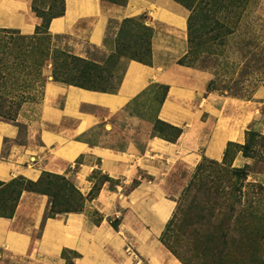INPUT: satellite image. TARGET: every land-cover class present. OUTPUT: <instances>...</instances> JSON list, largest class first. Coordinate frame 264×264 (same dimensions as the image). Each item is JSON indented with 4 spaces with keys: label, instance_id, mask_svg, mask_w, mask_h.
Wrapping results in <instances>:
<instances>
[{
    "label": "rangeland",
    "instance_id": "1",
    "mask_svg": "<svg viewBox=\"0 0 264 264\" xmlns=\"http://www.w3.org/2000/svg\"><path fill=\"white\" fill-rule=\"evenodd\" d=\"M240 2L245 6V13L238 22L232 15L226 17L225 13L221 16L215 13L213 17L214 22L217 20L218 23L223 22L226 27H230L231 33L222 37L216 30L211 37L203 35L194 39L193 47H196L187 61L193 64L190 68L211 75L207 81L204 80L205 91L202 97H199L198 105L200 110H204V146L221 119L236 121L237 126L240 124L244 131L243 144L250 131L259 135L251 145L253 152L249 158L250 164L235 167L233 158L243 144L231 141L223 161L217 162L202 157L189 175L182 173L181 179L185 180V185L179 194L174 196L170 195L173 189L171 184L164 183L160 186L158 181L141 176L140 173L132 180L127 177H109V181H105L106 174L94 168L84 177L79 169L81 159L76 160L65 173L42 172L40 176L50 173L70 181L84 199V204L79 205L76 192L66 188L62 179L52 177L51 185L47 188L53 198L44 195L47 198L44 217L52 199L67 203L72 209L82 207L81 213L69 214H81L87 225L97 227L92 228L87 236V264H154L151 255L159 249L167 255L165 259L159 260V264H163L167 259L178 264H183V261L186 264H264V135L259 131L260 125L264 123V101L256 98L258 91L264 88V0ZM212 3L211 0H201L200 5L209 9ZM226 3L221 1V7ZM177 4L185 9L188 19L189 10ZM60 6L58 0L31 2V10L35 15L40 11L46 14L56 13ZM203 14L207 15L208 12L204 10ZM39 19L41 22V18ZM146 24L145 17L127 23H123V20L111 23L107 40L112 39V33H115L114 49L118 55L146 59L150 48V27ZM16 32L17 30L13 29L0 30V122L14 123L19 130V142L23 143L29 128L25 121L17 119V116L22 106L41 100L42 81L46 82L47 76L53 80L51 50H67L76 57L95 63L102 61L104 55L102 51L92 49L85 43L60 35L55 40L45 37L47 39L41 49L47 53L50 47V59L45 60L37 57L38 46L30 38L26 39L34 32L30 35ZM187 33L186 24V38ZM48 34L53 36L49 31ZM216 34L218 36L213 40ZM35 47L37 50H33ZM187 49L189 51V44ZM254 53L259 56H254ZM123 67L124 64H118L116 78H111L112 87L118 83ZM72 74H75L74 71ZM210 81L214 82L215 89L207 93L206 86ZM163 91L158 88L157 98L161 97ZM229 99L248 103L231 102V107L228 108ZM35 107L28 109L29 114H35ZM155 125V131L152 128V135L155 137L173 136L172 129L157 123H154L153 127ZM30 163L35 162L32 159ZM236 169L245 171L246 175L236 173ZM171 172L175 171L169 168L166 172L167 179H171ZM176 173L180 172L176 170ZM45 181L44 179L41 182V188L46 187L43 184ZM189 184L191 188L185 193ZM94 185V189L101 186V189L104 187L105 191L115 194H103L100 205L93 204L95 198L89 200L87 196ZM86 187L90 189L83 194ZM169 201L174 203L173 207L167 219L159 225V214L167 207ZM69 214H60L52 219H62ZM171 220L173 222L168 226ZM111 225H114L115 229H112ZM41 230L42 224L33 233V239L39 238ZM154 230L155 240L149 236ZM59 255L63 264H79L77 259L80 256L77 252L62 250ZM46 257L49 258L46 260L50 261L55 255L48 252Z\"/></svg>",
    "mask_w": 264,
    "mask_h": 264
},
{
    "label": "crops",
    "instance_id": "2",
    "mask_svg": "<svg viewBox=\"0 0 264 264\" xmlns=\"http://www.w3.org/2000/svg\"><path fill=\"white\" fill-rule=\"evenodd\" d=\"M31 2L0 0V30L32 34L40 19L33 14ZM63 2L64 13L51 20L49 33L85 43L102 51L104 58L115 47V33L107 40L109 25L144 16L146 25L153 30L150 64L121 59L122 79L113 93L65 85L47 76L41 100L22 106L17 116L29 128L23 143L19 142V130L14 123L0 122L1 182L15 177L34 182L44 171L65 173L81 159L79 169L84 177L94 168L112 179L132 180L140 173L158 181L160 186L171 184L170 195L174 196L185 185L181 174L189 175L202 157L219 162L228 142L244 143L240 124L237 126L238 122L224 118L212 131L208 143L204 146L202 142L206 127L202 120L204 110L198 108L199 97L205 91L204 80L211 75L177 64L187 53V12L183 7L172 0H127L124 6L100 0ZM158 88H166L164 97L162 94L157 98ZM256 98L264 101V88ZM231 102L248 103L229 99L228 108ZM31 106H36L32 115L28 110ZM156 120L182 130L175 143L152 135ZM259 131L264 135V123ZM233 163L240 168L250 161L237 152ZM169 168L175 171L171 172V179L166 175ZM89 189L86 187L82 193ZM103 194L115 193L103 187L93 204L99 206ZM173 204L169 201L162 209L159 225L167 219ZM46 207L44 195L23 192L13 216L0 217V264H63L59 257L62 250L77 252L79 264L89 262L85 255L86 240L89 231L97 227L87 225L81 214L43 222ZM42 223L39 238L33 239V233ZM155 234V230L149 234L151 239L155 240ZM48 252L55 255L50 261L46 260ZM166 256L159 249L152 252L151 260L159 264ZM163 264L178 263L167 259Z\"/></svg>",
    "mask_w": 264,
    "mask_h": 264
},
{
    "label": "trees",
    "instance_id": "3",
    "mask_svg": "<svg viewBox=\"0 0 264 264\" xmlns=\"http://www.w3.org/2000/svg\"><path fill=\"white\" fill-rule=\"evenodd\" d=\"M100 1H105L109 2L111 4L119 5V6H124L127 3V0H122V1H113V0H100ZM181 5H183L186 9L189 10L190 14L188 16V19L186 20L187 24V44H189V51L187 49L186 55L181 58L177 64L181 66H186L190 67L193 66V64L189 61V56H192L193 53V48L196 47L194 45V39H197L199 37L204 36H209L218 30L220 36H227L231 33L230 27H226L224 23H218L217 20L214 22V15L215 13L219 16H221L223 13H225L229 17V15H232L235 17V21L238 22L242 15L245 13V6L240 2V0H211L213 3L209 7V9H205V6H201V0H173ZM221 1H226L227 3L221 7ZM58 2L61 4L59 10L56 13L53 14H46L44 11L37 12L36 17L41 18V22L39 25H37L34 29V33L31 36L26 37V39L30 38L34 44L38 46V54L35 53L33 50H37L35 47L32 51L34 54L38 55L37 57L39 58H44L45 60L50 59V54H51V60L53 63V68H52V78L54 82L62 83L65 85H70L74 86L77 88L85 89V90H90V91H98V92H103V93H113L117 90L121 79H122V73L121 77L118 81L117 84L114 85V87L111 86L110 82L112 81L111 78H116V68L118 67V64L123 65L124 62L121 61V59L125 60H133L140 62L145 65L150 64V59H151V51L149 48V53H148V58L143 59V58H131V57H126L125 55H118L114 49V52L110 54L107 58H102V61L99 63H95L92 61H89L87 59H83L80 57H76L72 55L70 52L67 50H58L55 51L56 49H52V53H48L50 51V47L48 49V52L44 49H41V47L44 44V41L48 38V40H55L58 39L60 36L55 35V36H50L48 34V28L51 20L56 17H60L64 13V2L63 0H58ZM206 10L208 12L207 15L203 14V11ZM234 13V14H232ZM225 17V18H226ZM140 19H144V16H140L137 18H127L123 20V23H127L130 21H137ZM209 23V24H208ZM209 25V26H205ZM211 25H214V27H211ZM149 29V28H148ZM150 37L149 40H151L153 30L150 28ZM4 31V30H3ZM19 34V32H16ZM217 34L214 35L212 38L215 40ZM47 37V38H45ZM52 48H55V46L51 45ZM149 47H150V42H149ZM115 48V47H114ZM256 54V55H255ZM254 56H259L258 53H254ZM43 59V64L44 60ZM42 66L41 64H39ZM74 71L75 74L71 75V72ZM77 73V75H76ZM44 86L45 80L42 81ZM106 85V86H105ZM215 89L214 87V82L210 81L207 83L206 86V91L209 93L210 91H213ZM163 97L166 93V88H163ZM163 97L159 101V104L162 103ZM248 97V96H247ZM155 124H162L174 131V134L172 137L165 138V137H159L162 138L163 140L169 142V143H175V141L179 138V136L182 133V130L180 128L168 125L162 121L156 120L154 122ZM153 123V124H154ZM153 128V131H155L156 125ZM154 136V135H153ZM259 136L256 132L250 131L248 133V138L242 146H240V151L242 154V157L244 158H250L251 153L253 152L251 150V145L255 137ZM155 137V136H154ZM230 145L228 142L226 145ZM227 150L225 149L223 159L226 157ZM236 173H240L241 175L245 176L246 173L245 171L241 169H236ZM52 177H55V175L50 174V173H43L36 181H30L27 180L23 177H17L9 182H1L0 181V217L3 218H11L14 214L15 208L17 206V203L19 201V198L23 192H31V193H36L40 195H46L50 196L51 198L52 195H49V190L47 187L51 185V179ZM55 178H60L62 179L65 184L66 188H70L72 191L76 192L74 186L71 184L70 181H66L62 177H55ZM105 181H109V177L105 176ZM46 180L45 183L43 184L46 186L45 188H41V182ZM104 181V182H105ZM103 183L101 184V186ZM101 186L97 189L95 188V185L93 188L88 192L87 198L89 200H93L94 198L97 197L99 194V191L101 189ZM191 188V184H189L186 189L185 193L188 192V190ZM261 187H259V190ZM70 190V191H71ZM68 191V194L69 192ZM77 195V202L79 205L84 204V199L82 198L81 194L76 192ZM180 205V204H179ZM182 206V205H181ZM82 207H78L77 209H72L67 203L63 201H54L53 199L50 201V206L47 215L44 217V220L46 219H52L60 214H69V213H81ZM181 210V207L177 210V215L178 212ZM174 220V218H173ZM171 220L168 224L170 226L173 222ZM43 225V223H42ZM112 229H115L114 225H111ZM169 248V247H168ZM170 249V248H169ZM173 253H175L173 250H171ZM183 264H186L183 261ZM263 264V263H261Z\"/></svg>",
    "mask_w": 264,
    "mask_h": 264
}]
</instances>
